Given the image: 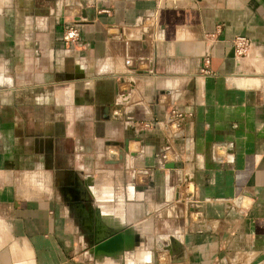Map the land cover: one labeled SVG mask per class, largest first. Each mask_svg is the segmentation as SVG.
<instances>
[{"label": "crops", "instance_id": "0c3cea01", "mask_svg": "<svg viewBox=\"0 0 264 264\" xmlns=\"http://www.w3.org/2000/svg\"><path fill=\"white\" fill-rule=\"evenodd\" d=\"M0 264H264V0H0Z\"/></svg>", "mask_w": 264, "mask_h": 264}, {"label": "built area", "instance_id": "2783aa9c", "mask_svg": "<svg viewBox=\"0 0 264 264\" xmlns=\"http://www.w3.org/2000/svg\"><path fill=\"white\" fill-rule=\"evenodd\" d=\"M210 35L211 34H206L205 39L208 40L210 38ZM61 40L62 43L65 45L75 43L78 40V28L75 23H67L63 26ZM231 44H232L233 55L236 58L247 54L249 48V39L246 36L235 35L231 39ZM203 60L206 65V63L208 62V52H205ZM200 70L202 72L208 71L206 68H201ZM189 114L190 112L188 111H184L175 106H170L167 109L168 122L170 127L176 128L177 126H179L182 120ZM139 124L145 129L150 128L152 125L150 121H145V120L139 121Z\"/></svg>", "mask_w": 264, "mask_h": 264}, {"label": "water", "instance_id": "95a60500", "mask_svg": "<svg viewBox=\"0 0 264 264\" xmlns=\"http://www.w3.org/2000/svg\"><path fill=\"white\" fill-rule=\"evenodd\" d=\"M99 229L96 228V226H94V232H93V235H94V240H96L97 238H104L106 235L103 233V232H99Z\"/></svg>", "mask_w": 264, "mask_h": 264}]
</instances>
